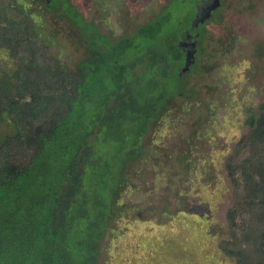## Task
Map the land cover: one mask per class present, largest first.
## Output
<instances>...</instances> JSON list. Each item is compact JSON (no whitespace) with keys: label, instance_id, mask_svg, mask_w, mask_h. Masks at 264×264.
I'll list each match as a JSON object with an SVG mask.
<instances>
[{"label":"trees","instance_id":"16d2710c","mask_svg":"<svg viewBox=\"0 0 264 264\" xmlns=\"http://www.w3.org/2000/svg\"><path fill=\"white\" fill-rule=\"evenodd\" d=\"M46 5L0 0V264H98L130 193V160L159 121L195 103L184 93L189 73L176 43L192 7L171 3L114 42L76 6ZM52 8L82 31L86 53L75 64L54 41L64 33L49 30L60 31L49 21ZM242 118L234 135H243L224 160L235 199L218 250L233 264H264V102ZM182 205L179 213H191L188 200ZM191 215V227L209 223L204 210ZM173 235L156 240L169 252L183 249Z\"/></svg>","mask_w":264,"mask_h":264},{"label":"rangeland","instance_id":"374dc122","mask_svg":"<svg viewBox=\"0 0 264 264\" xmlns=\"http://www.w3.org/2000/svg\"><path fill=\"white\" fill-rule=\"evenodd\" d=\"M177 1L193 10L197 0H171L170 4ZM168 2L123 0L117 11L108 8L112 5L102 6L107 7L104 9L94 0H84L77 3V9L87 23L105 20L101 23L102 33L116 42L153 21ZM97 10L101 12L94 14ZM63 16L61 9H50L51 25H58L64 31L57 39L54 35V41L61 46L62 60L69 58L75 64L86 53L83 36L77 32L65 34L70 29ZM221 17L220 24L208 25L197 70L186 82L184 93L195 103L182 107L178 115L173 109L169 113L170 124L159 121L130 160L124 175L130 193L125 197V206L110 221L98 264H233L218 250L221 228L226 232L225 237L228 234L227 210L235 199V190L224 177L223 168L225 158L234 153L237 139L243 135H234L239 120L246 116L248 107L264 102V0L227 3ZM50 29L57 35L63 33ZM230 47L234 49L229 50ZM184 105L185 102L177 100L176 106ZM207 115L211 119L207 120ZM238 130L243 132V126ZM243 152L240 160L247 156ZM212 171L216 179L207 182L212 179ZM192 172L198 178L187 184L185 173ZM183 200L197 208L194 215L210 209V215L205 216L209 223H204L203 230L199 220L197 227H191L195 221L191 222L190 212L179 213L183 210ZM166 232L175 233L172 240L174 244L180 241L183 249L173 248L169 252V245L165 250L163 242L156 238ZM189 239L196 243L187 247L185 243ZM145 246L152 249L146 251Z\"/></svg>","mask_w":264,"mask_h":264},{"label":"flooded vegetation","instance_id":"af4514ba","mask_svg":"<svg viewBox=\"0 0 264 264\" xmlns=\"http://www.w3.org/2000/svg\"><path fill=\"white\" fill-rule=\"evenodd\" d=\"M45 1L49 5L59 3L60 5H73L76 7H78L77 3H83L84 2V0H67V2H65L64 0H45ZM94 1L96 3H98L97 5H100L101 7L104 5H112L108 8H110V9L112 8L113 10L116 8L117 11H120V8H121L120 7L119 9H117V6H120L123 3V0H94ZM254 1H259V0H254ZM33 2L35 4H38L39 0H33ZM170 2H171V0H169L168 5L170 4ZM179 2H181V1H179ZM230 2L232 3V5H236L238 3V0H197L194 3L193 10L189 11L186 20L184 22H182V24L180 25L182 31H181L180 35L178 36V40L176 41V43H177L178 47L181 48L182 53H183V57H184V62L182 64L181 68L185 73L186 72L189 73L188 78H186V82L188 81V79L192 75V73L197 70V66H198L197 65V58L201 54V47L203 46V43H204L206 36H207L208 25H213L215 22L218 24L221 23L220 20L222 19L221 16H222L223 8H224L225 4L230 3ZM254 7H252L251 9H253ZM102 8L107 9V7H102ZM208 8L211 9L210 14H209V11H206V9H208ZM77 11H78V9H77ZM163 11H164V8H163L162 12ZM78 12H80V11H78ZM98 12H101V10L95 11L94 14L98 13ZM162 12H160L159 14H161ZM247 12H249V11H247ZM80 14H83V13L80 12ZM66 20H67V22H69L70 19L67 18ZM104 21L105 20L96 19L95 24L101 28V23H103ZM70 22H72V21H70ZM127 22H128V19H126V21H125V28L127 27V24H126ZM104 24H106V22ZM71 25H73L76 30L71 31V29H70V31L65 32V34H68V33L73 34L74 32L75 33L78 32L80 35H82L81 29L79 27H77L75 23L72 22ZM215 25H213V26H215ZM72 30H73V28H72ZM126 30H127V28H126ZM60 32L64 33L63 30H60ZM101 32H102V29H101ZM228 49L233 50L234 48L230 47ZM190 50H193L195 53H194V57L189 61V68L186 69L187 59H188L187 57H188V54L190 53ZM258 51L260 52V48L258 49ZM185 176H186L185 182L187 184L192 183V181L194 179L198 178V176L193 172L190 174L185 173ZM188 203L190 204L189 201H188ZM196 209H197L196 207L193 208V206H192V209H190L191 214H195L193 211ZM209 210L210 209H205L204 212H207L210 215Z\"/></svg>","mask_w":264,"mask_h":264},{"label":"water","instance_id":"95a60500","mask_svg":"<svg viewBox=\"0 0 264 264\" xmlns=\"http://www.w3.org/2000/svg\"><path fill=\"white\" fill-rule=\"evenodd\" d=\"M206 11H209V14H210V11H211V9H206ZM208 18V17H207ZM194 51L193 50H190V53L188 54V59H187V65H186V69H188L189 68V61L194 57Z\"/></svg>","mask_w":264,"mask_h":264}]
</instances>
